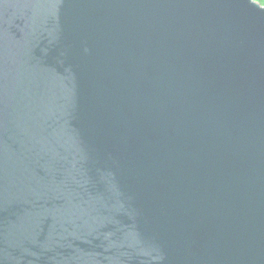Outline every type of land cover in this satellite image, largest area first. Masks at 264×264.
<instances>
[{
    "label": "water",
    "instance_id": "1",
    "mask_svg": "<svg viewBox=\"0 0 264 264\" xmlns=\"http://www.w3.org/2000/svg\"><path fill=\"white\" fill-rule=\"evenodd\" d=\"M0 264H264V7L0 0Z\"/></svg>",
    "mask_w": 264,
    "mask_h": 264
},
{
    "label": "trees",
    "instance_id": "2",
    "mask_svg": "<svg viewBox=\"0 0 264 264\" xmlns=\"http://www.w3.org/2000/svg\"><path fill=\"white\" fill-rule=\"evenodd\" d=\"M255 1L260 3L264 7V0H255Z\"/></svg>",
    "mask_w": 264,
    "mask_h": 264
}]
</instances>
